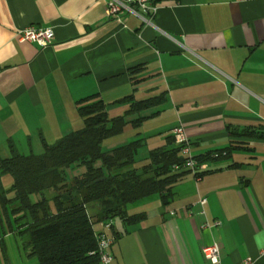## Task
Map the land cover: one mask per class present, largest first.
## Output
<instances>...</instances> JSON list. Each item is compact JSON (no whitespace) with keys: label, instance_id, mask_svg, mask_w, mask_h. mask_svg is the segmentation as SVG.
I'll return each instance as SVG.
<instances>
[{"label":"crops","instance_id":"crops-1","mask_svg":"<svg viewBox=\"0 0 264 264\" xmlns=\"http://www.w3.org/2000/svg\"><path fill=\"white\" fill-rule=\"evenodd\" d=\"M151 1L158 10L148 24L109 16L108 0H0V158L10 141L32 150L66 134L89 95L111 117L129 108L126 96L161 95L138 114L167 121L169 134L183 125L193 156L213 158L201 175L183 174L170 203L154 194L130 204L128 213H145L140 222L99 223L97 232L119 233L110 264H212L203 247L213 242L220 264H264V0ZM29 25L52 27L53 42L19 40ZM4 190L0 264H39Z\"/></svg>","mask_w":264,"mask_h":264},{"label":"trees","instance_id":"trees-1","mask_svg":"<svg viewBox=\"0 0 264 264\" xmlns=\"http://www.w3.org/2000/svg\"><path fill=\"white\" fill-rule=\"evenodd\" d=\"M163 98L126 96L121 100L129 102V108L111 117L107 103L97 94L89 95L77 101L84 125L53 143L43 138L41 154L21 153L10 141V155L0 158V173L13 178L15 197L7 201L14 203L17 229L29 235L27 254L39 264H102L95 223L110 222L112 229L116 220L136 224L145 213L130 214L128 206L154 194L165 204L171 202L175 183L191 171L185 167L182 145L173 134L166 137L165 144L152 148L140 166L137 154L142 138L102 149L105 139L123 132L129 121L126 117L137 115L130 121L138 127L146 119L138 113L160 104ZM211 154L193 157L201 164L211 160ZM82 166L83 173L68 175L70 168ZM2 189L0 183L4 192ZM34 195L40 198L34 200ZM111 234L116 240L119 237L116 231Z\"/></svg>","mask_w":264,"mask_h":264},{"label":"built area","instance_id":"built-area-1","mask_svg":"<svg viewBox=\"0 0 264 264\" xmlns=\"http://www.w3.org/2000/svg\"><path fill=\"white\" fill-rule=\"evenodd\" d=\"M158 10V6L155 5L151 0H108L107 12L109 16L119 17L124 13H131L142 19L145 23L150 24L153 16ZM19 40L31 41L37 43L40 47H47L54 40V31L50 26H35L29 25L20 29L17 33ZM176 142L182 145V153L186 157L185 167L191 169L196 175L200 169L204 167V163H198L193 157L191 152V143L188 136L185 133L183 125L175 126L171 130ZM226 154V152H223ZM214 156H218L216 153ZM207 202L206 198H201L200 203L204 205ZM205 211H203L204 213ZM174 213V211L172 212ZM221 222L216 221L215 225H219ZM104 228L108 229L111 227V223L103 224ZM202 227H211L209 222H204ZM98 250L102 264H110L114 256L111 254L110 249L115 242L114 236L103 230L98 232ZM203 254L207 260L212 264L221 263L220 247L217 243L203 247ZM253 260L247 259L241 264H252Z\"/></svg>","mask_w":264,"mask_h":264},{"label":"rangeland","instance_id":"rangeland-1","mask_svg":"<svg viewBox=\"0 0 264 264\" xmlns=\"http://www.w3.org/2000/svg\"><path fill=\"white\" fill-rule=\"evenodd\" d=\"M126 119L129 121L126 123V126H125L123 132L105 139L103 144H102V149H103V151H107L109 149H112L113 147L129 143L132 140H135L138 138H142L143 144L139 148L138 154H137V160H138L137 164L140 166L141 164H143L146 161V157L148 156V153L152 148L162 146L163 144H165L167 142L166 137L170 134L168 133L169 131H167L165 129V127L168 125V122L162 121L161 119H159L157 121L145 119L137 127L130 121L131 119L129 117L128 118L126 117ZM72 123H73V126H72L73 130L80 128L84 125L83 119L81 118L79 113L78 114L75 113L74 120H72ZM72 129L69 130L67 133L73 131ZM158 130H160V131H158ZM66 134L65 133L59 134L56 137L51 138L52 143L55 142L56 140H58L59 138H61L62 136L66 135ZM17 148L21 153H24V154H30L32 152L35 154H41L44 151L43 145H39V147H37L36 144L33 145L32 150L30 149L29 145H27V144H24L22 146L18 145ZM79 168H81V167L70 168L68 170V175L74 176V175L80 174L81 171L79 170ZM83 169L85 170L84 167H83ZM2 177L3 178L1 179V181H2L4 189H6V194L8 195L9 199H12L13 197H15V192L12 189L13 178L10 174H7V173L5 175H3ZM39 198H40L39 195L33 196L34 200H38ZM7 204H8V209L10 210V220H11V222H14V225L16 226L18 223H16L15 214L12 211V208H14V206H13L14 203H13V201H7ZM130 207H132V205ZM1 208H3V203L0 200V209ZM90 212L91 213L93 212L92 208H90ZM3 222L6 224L9 222L5 218V216H3ZM7 226H8V224H7ZM94 228L96 231L97 230L99 231L100 224L95 223ZM15 235H17V234H14V236H12V238H8V240H12V239L14 240ZM18 237L20 238V235ZM0 251H1V245H0Z\"/></svg>","mask_w":264,"mask_h":264}]
</instances>
